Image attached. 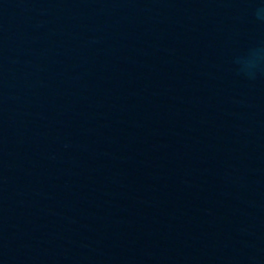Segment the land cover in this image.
Returning <instances> with one entry per match:
<instances>
[{"label":"water","instance_id":"obj_1","mask_svg":"<svg viewBox=\"0 0 264 264\" xmlns=\"http://www.w3.org/2000/svg\"><path fill=\"white\" fill-rule=\"evenodd\" d=\"M133 1L179 87L250 256L264 264V18L253 0Z\"/></svg>","mask_w":264,"mask_h":264},{"label":"clouds","instance_id":"obj_2","mask_svg":"<svg viewBox=\"0 0 264 264\" xmlns=\"http://www.w3.org/2000/svg\"><path fill=\"white\" fill-rule=\"evenodd\" d=\"M254 2V11L257 17L264 18V4L259 3V0H253Z\"/></svg>","mask_w":264,"mask_h":264}]
</instances>
